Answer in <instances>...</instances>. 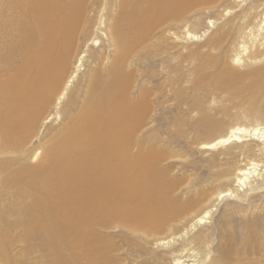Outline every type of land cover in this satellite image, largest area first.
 <instances>
[{
  "label": "bare ground",
  "instance_id": "obj_1",
  "mask_svg": "<svg viewBox=\"0 0 264 264\" xmlns=\"http://www.w3.org/2000/svg\"><path fill=\"white\" fill-rule=\"evenodd\" d=\"M16 1L0 4V11L7 8L20 15L17 33L0 41V141L4 144L0 145V153L12 158L18 155L13 158L14 161H6L2 166L7 172L5 178L2 175V183L12 190L15 200L28 201L27 208L20 209L23 214L19 213L22 215L21 225H25L22 234L19 233L25 244L34 243L36 239L45 240L43 245L50 244L49 255L56 257L60 247L52 241L75 242L83 253L80 264H103V260H109L107 256L115 246L111 245L114 242L108 243V235L102 232L110 229L129 236L135 233L156 234L158 229L179 217L192 204L191 200L180 203L178 198L171 197L177 183L158 173L152 161L139 158L138 161L147 164L145 168L130 166L134 160L130 158L132 144L129 135L142 110L141 106L134 107L127 94L131 90L132 74L126 63L134 35L144 25L142 21L161 16L165 18L173 10L182 13L191 6L207 10L206 6H211L213 0H118L117 11L139 16H129L126 27L121 28V15L110 13L107 15L108 22L102 23L100 18L95 24L89 23L81 32L75 12L79 11L78 5L83 0H28L22 3L23 7ZM66 15L72 18L71 24L63 26ZM262 16L264 12L259 26H256L257 32L249 26L243 29L240 47L247 66H259L243 75L246 84L240 90L257 96L264 92V85L259 82L264 72ZM187 35L196 38L189 33ZM99 36L105 37L103 46L113 59L105 57L103 50L97 49L100 56L90 54L95 67L85 70L83 78L77 80L76 83H81L82 87H75L67 93L68 84L80 67L75 66L79 62L77 57L83 54L89 42L92 44ZM220 38L213 36L211 44H216ZM238 57L234 61L239 62ZM120 96H124L122 101L118 99ZM62 99L64 103L61 104ZM57 113H62V119L56 132L48 138V142L26 153L23 147L26 141L37 138L41 122L44 124ZM118 122H121L120 128L116 129L114 125ZM246 141H254L258 147L256 150L264 159V129L258 125L253 128L233 127L223 137L202 145V149L215 150ZM260 163L248 159L245 165L237 167L232 179L235 191H220L216 201L235 197L238 189H254L250 183L257 178H261L264 188V172ZM203 196L206 194H198V198ZM210 211L195 216L190 229L203 223ZM36 220L42 224L35 225ZM154 242L155 245L164 244L160 239ZM108 262L105 261V264ZM185 262L190 261L174 260L175 264ZM54 263L58 264L57 261Z\"/></svg>",
  "mask_w": 264,
  "mask_h": 264
},
{
  "label": "rangeland",
  "instance_id": "obj_2",
  "mask_svg": "<svg viewBox=\"0 0 264 264\" xmlns=\"http://www.w3.org/2000/svg\"><path fill=\"white\" fill-rule=\"evenodd\" d=\"M5 1L14 0H0V4L7 3ZM27 1L16 2L23 7L22 3ZM117 1L83 0V4L78 5L79 11H74L80 32L100 18L102 23L108 22L107 15L110 13L121 15L119 27L125 28L126 20L134 14L117 11ZM212 3L214 0L210 2L211 6H206L207 10L191 6L182 13L173 10L165 18L161 16L142 21L144 25L134 35L126 63L132 74L131 90L127 94L134 107L141 106L142 110L129 135L132 144L130 158L134 160L130 166L145 168L147 164L138 161L139 158L152 161L158 173L177 183L171 197L178 198L180 203L191 200L192 204L179 217L158 229L156 234L135 233L129 236L110 229L102 232L112 240L106 238L108 243L114 242L110 244L113 248L115 246L113 251L108 250L111 251L107 256L109 260H103V264L105 261L110 262L106 264H175L174 260L179 258L190 261L184 264H264V188L261 178L251 181L254 189H238L235 197L216 201L218 193L229 189L235 191L234 174L248 159L258 164L263 160L260 166L264 172V159H261L256 143L246 141L215 150L202 149V145L223 137L233 127L253 128L258 125L264 129V92L257 96L240 90L246 84L243 75L259 67H248L241 53L243 29L249 26L257 32L264 12V0H216L215 4ZM8 10L4 8L0 11V41L13 37L19 29V13ZM66 17L63 26L71 24L72 18ZM188 33L196 38L187 37ZM90 35L94 38L92 32ZM212 35L221 37L216 44L210 42ZM103 40L104 36L95 38V42H89L83 54L77 57L79 62L75 66L80 67L78 71L73 69L76 74L68 84L67 93L75 87H82L81 83H76L77 80L81 79L85 70L95 67L90 54L100 56L97 49L103 50L105 57L113 59L103 46ZM237 56H240L239 62L234 61ZM259 82L264 85V72ZM123 97L120 96L119 101ZM80 99L83 96L80 95ZM64 100L60 101L61 104ZM59 114L51 116L44 124L41 122L38 137L27 140L26 146H23L26 153L49 141L48 138L60 125L62 113L58 117ZM120 124L118 122L114 127L119 129ZM119 137L122 139L121 135ZM0 145L4 146L1 141ZM8 156L0 153V256L3 254L0 264H55L54 261L58 264H80L83 253L75 242L52 241L60 247L54 257L49 255L50 244L43 245L45 240L36 239L34 243L26 244L22 241L21 232L25 225H21L20 214L24 212L22 209L27 208L28 201L15 200L12 190L2 183L7 175L2 166L18 155L13 158ZM198 194L206 196L198 198ZM10 207L16 210L12 211ZM17 208L21 209L20 212ZM210 209L205 222L190 229L194 217ZM34 224L42 223L36 220ZM156 239L164 244L155 245ZM29 245L37 247L33 249ZM183 248L184 252L180 253Z\"/></svg>",
  "mask_w": 264,
  "mask_h": 264
}]
</instances>
